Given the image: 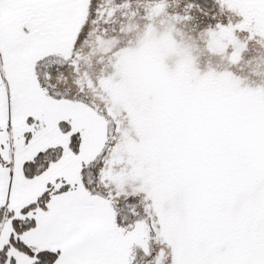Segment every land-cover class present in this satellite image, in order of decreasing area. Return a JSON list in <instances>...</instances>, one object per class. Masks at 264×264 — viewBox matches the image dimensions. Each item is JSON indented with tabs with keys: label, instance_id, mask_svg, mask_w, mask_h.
I'll use <instances>...</instances> for the list:
<instances>
[{
	"label": "snow or ice",
	"instance_id": "obj_1",
	"mask_svg": "<svg viewBox=\"0 0 264 264\" xmlns=\"http://www.w3.org/2000/svg\"><path fill=\"white\" fill-rule=\"evenodd\" d=\"M0 264H264V0H0Z\"/></svg>",
	"mask_w": 264,
	"mask_h": 264
}]
</instances>
